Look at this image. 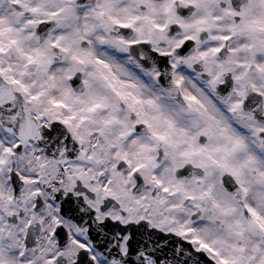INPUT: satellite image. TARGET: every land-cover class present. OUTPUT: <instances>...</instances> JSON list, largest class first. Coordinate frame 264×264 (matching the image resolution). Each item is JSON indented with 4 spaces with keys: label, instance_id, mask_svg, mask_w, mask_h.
Wrapping results in <instances>:
<instances>
[{
    "label": "snow or ice",
    "instance_id": "1",
    "mask_svg": "<svg viewBox=\"0 0 264 264\" xmlns=\"http://www.w3.org/2000/svg\"><path fill=\"white\" fill-rule=\"evenodd\" d=\"M0 264H264V0H0Z\"/></svg>",
    "mask_w": 264,
    "mask_h": 264
}]
</instances>
